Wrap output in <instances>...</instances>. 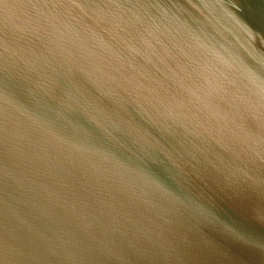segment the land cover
<instances>
[{
  "label": "water",
  "instance_id": "water-1",
  "mask_svg": "<svg viewBox=\"0 0 264 264\" xmlns=\"http://www.w3.org/2000/svg\"><path fill=\"white\" fill-rule=\"evenodd\" d=\"M0 264H264V0H0Z\"/></svg>",
  "mask_w": 264,
  "mask_h": 264
}]
</instances>
